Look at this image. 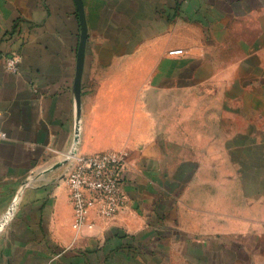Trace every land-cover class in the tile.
<instances>
[{
    "label": "crops",
    "instance_id": "0c3cea01",
    "mask_svg": "<svg viewBox=\"0 0 264 264\" xmlns=\"http://www.w3.org/2000/svg\"><path fill=\"white\" fill-rule=\"evenodd\" d=\"M81 2L76 88L75 0H0V264H264V0ZM77 106L78 152H128L125 208L79 232Z\"/></svg>",
    "mask_w": 264,
    "mask_h": 264
},
{
    "label": "built area",
    "instance_id": "2783aa9c",
    "mask_svg": "<svg viewBox=\"0 0 264 264\" xmlns=\"http://www.w3.org/2000/svg\"><path fill=\"white\" fill-rule=\"evenodd\" d=\"M182 53L181 48L168 51L169 55ZM3 61L7 71L18 72V53L4 54ZM4 137L5 133L0 132V139ZM75 147L71 145L69 150L58 153L61 165L65 167L64 183L69 191L73 211L72 226L79 232L85 227H93V223L88 220L90 213L113 218L125 208L126 196L122 186L128 152L105 150L85 154L77 152Z\"/></svg>",
    "mask_w": 264,
    "mask_h": 264
},
{
    "label": "water",
    "instance_id": "95a60500",
    "mask_svg": "<svg viewBox=\"0 0 264 264\" xmlns=\"http://www.w3.org/2000/svg\"><path fill=\"white\" fill-rule=\"evenodd\" d=\"M75 3H76L79 23H80V35H79V42H78V49H77V65H76V77H75V86L76 88H79L80 74H81L82 64H83L84 49H85V43L87 39V27H86V21H85V15L83 11L82 2L81 0H75ZM78 129H79V108L77 106L75 108V115H74V134H73V140H72V148L75 147L78 142V134H79ZM61 164L62 163L59 162L58 165H61Z\"/></svg>",
    "mask_w": 264,
    "mask_h": 264
},
{
    "label": "rangeland",
    "instance_id": "374dc122",
    "mask_svg": "<svg viewBox=\"0 0 264 264\" xmlns=\"http://www.w3.org/2000/svg\"><path fill=\"white\" fill-rule=\"evenodd\" d=\"M77 145H78V142H77ZM77 145H76V147H75V148H76V150H77V147H78ZM77 152H78V150H77ZM63 167H64V166H63ZM64 168H65V167H64ZM64 170H65V169H64Z\"/></svg>",
    "mask_w": 264,
    "mask_h": 264
}]
</instances>
